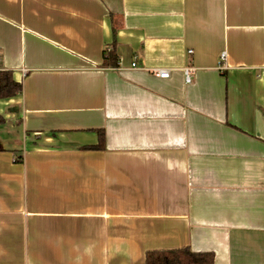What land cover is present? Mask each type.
<instances>
[{"label": "crops", "instance_id": "obj_1", "mask_svg": "<svg viewBox=\"0 0 264 264\" xmlns=\"http://www.w3.org/2000/svg\"><path fill=\"white\" fill-rule=\"evenodd\" d=\"M0 71V264H264V0H0Z\"/></svg>", "mask_w": 264, "mask_h": 264}, {"label": "trees", "instance_id": "obj_2", "mask_svg": "<svg viewBox=\"0 0 264 264\" xmlns=\"http://www.w3.org/2000/svg\"><path fill=\"white\" fill-rule=\"evenodd\" d=\"M118 58L114 50H110L104 56V65L106 67H117ZM20 83L13 80L9 71H0V99L14 97L21 93ZM0 116V124L3 123ZM103 148V139L99 140L96 146L87 149ZM144 264H214L211 253L192 252L189 248H180L174 250H155L147 251L144 254Z\"/></svg>", "mask_w": 264, "mask_h": 264}, {"label": "built area", "instance_id": "obj_3", "mask_svg": "<svg viewBox=\"0 0 264 264\" xmlns=\"http://www.w3.org/2000/svg\"><path fill=\"white\" fill-rule=\"evenodd\" d=\"M188 54L192 53L191 50H188L187 51ZM225 61V53H221L220 56H219V68L222 69V65ZM131 67L135 68L136 67V64L133 63L131 65ZM189 69L185 68L184 69V76H185V82L186 83H189ZM155 75L158 76V78H161V79H167L169 77V70H166V69H156L155 70Z\"/></svg>", "mask_w": 264, "mask_h": 264}]
</instances>
